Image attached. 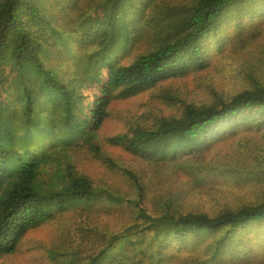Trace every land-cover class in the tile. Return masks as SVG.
<instances>
[{"label":"trees","instance_id":"16d2710c","mask_svg":"<svg viewBox=\"0 0 264 264\" xmlns=\"http://www.w3.org/2000/svg\"><path fill=\"white\" fill-rule=\"evenodd\" d=\"M263 8L264 0H0V91L16 90L11 101L0 98V256L16 254L30 229L79 207L76 235L51 249L49 264L264 260V148L249 160L252 171L246 160L235 171L229 164L216 167L221 174L244 172L259 198L209 214L182 212L174 198L148 208L140 176L90 143L113 99L203 69L206 51L224 47L228 28H243L244 17ZM250 34L259 35V28ZM139 43L145 49L123 63ZM69 64L71 72L61 70ZM5 69L14 72L12 81ZM87 81L98 83L100 97L87 115H76ZM180 103L177 116L133 122L106 143L149 164L183 168L225 135L264 128V80L209 104ZM82 138L92 156L123 172L135 193L95 185L65 160L63 184L39 183L45 166L60 164L58 155Z\"/></svg>","mask_w":264,"mask_h":264},{"label":"rangeland","instance_id":"374dc122","mask_svg":"<svg viewBox=\"0 0 264 264\" xmlns=\"http://www.w3.org/2000/svg\"><path fill=\"white\" fill-rule=\"evenodd\" d=\"M164 1L177 4L189 0ZM254 27L259 28V35L250 34ZM227 32L229 36L224 47L206 51V66L203 69H191L186 75L168 79L139 95L113 99L106 107L105 118L91 136V145L99 146L106 156L117 161L120 168L131 169L140 176L146 186L144 204L150 209H154L162 200L174 198L176 207L182 212L215 214L221 209L237 208L259 198L260 193L247 181L244 172L221 174L216 167L221 163L229 164L235 171L246 160L245 168L252 171L249 160L259 147L264 148V128L257 132L239 130L232 136L225 135V139L210 145L203 154L190 156L183 168L149 164L120 147L106 143L108 137L126 131L133 122L150 124L154 116H177L181 112L180 102L209 104L218 96L232 97L248 88L254 80H264V8L258 15L244 17L243 28L229 27ZM144 49V44L140 43L131 47L123 63H129ZM61 68L62 71L71 72L73 66L69 64ZM6 74L5 77L12 81L14 72L7 71ZM13 88L6 92L1 88L0 98L11 101L14 96L9 98L8 95L12 90L13 93L16 91ZM82 92L83 100L74 109L76 115L80 112L87 115L89 110L86 108L90 102L100 97L98 83L95 82H84ZM88 127H85V131ZM79 141L81 145H74L70 152L58 155L60 162L67 161L74 172L88 177L95 185H107L119 191L132 190L135 193L123 172L107 167L92 156L86 149L84 138ZM64 166L62 162L45 166L39 183L47 188L63 184ZM77 208L59 214L47 224L30 229L21 241L18 252L0 256V264H49L51 249L61 248L65 244L64 236L68 237L72 233L76 235L79 220ZM119 248L120 244L114 252ZM255 264H264L263 258Z\"/></svg>","mask_w":264,"mask_h":264}]
</instances>
